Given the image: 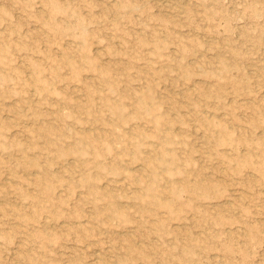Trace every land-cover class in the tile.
I'll use <instances>...</instances> for the list:
<instances>
[{"label": "rangeland", "instance_id": "374dc122", "mask_svg": "<svg viewBox=\"0 0 264 264\" xmlns=\"http://www.w3.org/2000/svg\"><path fill=\"white\" fill-rule=\"evenodd\" d=\"M0 188V264H264V0H0Z\"/></svg>", "mask_w": 264, "mask_h": 264}, {"label": "bare ground", "instance_id": "6f19581e", "mask_svg": "<svg viewBox=\"0 0 264 264\" xmlns=\"http://www.w3.org/2000/svg\"><path fill=\"white\" fill-rule=\"evenodd\" d=\"M54 8H55V6H54ZM114 18V17H113ZM5 49H6V47H5ZM85 56H86V54H85ZM86 62V61H85ZM84 62V63H85ZM71 63V62H70ZM87 63V62H86ZM89 63V62H88ZM91 63V62H90ZM101 70H104V69H101ZM188 71V70H187ZM97 72V71H96ZM257 72V71H256ZM99 73V72H98ZM186 73V72H185ZM102 73H100V75H101ZM103 76V75H102ZM91 77V76H90ZM100 77V76H99ZM101 79V78H100ZM40 80V79H39ZM32 81V80H31ZM110 85V84H109ZM112 85V84H111ZM114 86V85H113ZM109 88V87H108ZM43 89V88H42ZM43 91V90H42ZM131 91V90H130ZM132 92V91H131ZM134 93V92H133ZM121 94H123V93H121ZM123 95H125V94H123ZM130 95V94H129ZM131 95H132V93H131ZM134 96V95H133ZM132 96V97H133ZM136 97V96H135ZM122 99V98H121ZM124 99V98H123ZM127 99V98H126ZM128 99H129V96H128ZM135 99V98H134ZM154 99H157V100H160L159 98H157V97H155L154 95H146L145 97H142V96H140L139 97V95H138V101L140 100V103H143V104H150ZM163 99H165V100H168V98L167 97H164ZM105 100H108V99H105ZM187 100V99H186ZM27 101V100H26ZM109 101V100H108ZM109 103H111L112 104V102H109ZM116 106L118 105V102H116L115 101V103H114ZM83 108V107H82ZM89 110V109H88ZM76 111V110H75ZM89 113V112H88ZM97 113V112H96ZM96 115V114H95ZM144 115V114H143ZM98 116V115H97ZM96 116V117H97ZM115 116V115H114ZM91 117V116H90ZM95 117V116H94ZM124 119V118H123ZM110 121V120H109ZM118 121V120H117ZM105 124V123H104ZM122 124V123H121ZM45 126H47V125H45ZM108 126V125H107ZM49 127V126H48ZM48 127H46V128H48ZM45 128V129H46ZM131 128V127H130ZM49 129H51V128H49ZM57 129V128H56ZM53 130H51V132H52ZM82 131V130H81ZM54 132V131H53ZM154 132H155V130H154ZM45 133V132H44ZM78 133V132H77ZM221 135V134H220ZM77 136V135H76ZM95 136V135H94ZM98 136V135H97ZM135 136V135H134ZM100 137V136H99ZM133 137V136H132ZM101 138V137H100ZM118 138V137H117ZM166 139V138H165ZM208 139V138H207ZM206 140V139H205ZM226 140V139H225ZM77 142H79V140H76ZM212 141V140H211ZM72 144V143H71ZM206 144H207V142H206ZM73 145H75V143L73 144ZM211 145V144H210ZM217 146H218V144H216ZM226 145V144H225ZM87 146V145H86ZM107 146V145H106ZM67 147V146H66ZM71 147V146H70ZM101 147V146H100ZM3 148V147H2ZM62 148V147H61ZM70 149V148H69ZM216 149V148H215ZM118 150V149H117ZM120 150V149H119ZM71 151V150H70ZM103 153V152H102ZM167 153V152H166ZM149 154V153H148ZM24 155V154H23ZM97 155V154H96ZM21 156V155H20ZM24 156H26V154L24 155ZM64 156V155H63ZM140 156V155H139ZM167 156V155H166ZM173 156V155H172ZM22 157V156H21ZM31 158V157H30ZM34 159V158H33ZM137 159V158H136ZM152 159V158H151ZM151 159H149L148 160V157H147V159L146 160H148V161H150ZM179 159V158H178ZM71 160V159H70ZM172 160V159H171ZM29 161V160H28ZM19 162V161H18ZM73 163V162H72ZM75 163H76V161H75ZM149 163H151V162H149ZM156 163V162H155ZM102 164V163H101ZM160 164V163H159ZM115 165V164H114ZM29 166V165H28ZM104 166V165H103ZM140 166V165H139ZM150 166V165H149ZM148 166V167H149ZM106 167V166H105ZM43 168V167H42ZM137 168V167H136ZM141 169H142V167H140ZM150 168L151 167H149V170H150ZM104 169V168H103ZM111 169V168H110ZM139 169V168H138ZM24 170V169H23ZM113 170V169H112ZM136 170V169H135ZM140 170V169H139ZM156 170V169H155ZM25 171V173H26V170H24ZM99 171H101V169L99 170ZM137 171V170H136ZM29 172V171H28ZM27 172V173H28ZM46 172V171H45ZM142 172V171H141ZM26 173V175H28ZM30 173V172H29ZM117 173V172H116ZM37 174V173H36ZM138 174V173H137ZM149 174V173H148ZM254 174V173H253ZM98 175V174H97ZM96 175V176H97ZM139 176H141L140 174H138ZM29 176V175H28ZM34 176V175H33ZM100 175H98V177H99ZM91 177V176H90ZM144 177V176H143ZM30 178H31V176H30ZM79 178H80V176H79ZM97 178V177H96ZM100 179V178H99ZM95 180V179H94ZM96 180H98V179H96ZM140 180V179H139ZM138 180V181H139ZM258 180V179H257ZM9 181H11V180H9ZM13 181V180H12ZM78 181V180H77ZM99 181V180H98ZM39 183V182H38ZM143 183V182H142ZM155 183V182H154ZM211 183V182H210ZM209 183V184H210ZM9 184V183H8ZM79 184H80V182H79ZM89 184V183H88ZM195 184V183H194ZM212 184V183H211ZM148 185V184H147ZM197 185H198V183H197ZM201 185V184H200ZM15 186V185H14ZM33 186V185H32ZM94 186H95V183H94ZM96 186H98L97 184H96ZM210 186H212V185H210ZM6 187H8V186H6ZM10 188H12L11 186H9ZM8 187V188H9ZM16 187V186H15ZM90 187H92V186H90ZM193 187V186H192ZM195 187H197V186H195ZM208 187H209V185H208ZM87 188V187H86ZM182 188V187H181ZM199 188H201V187H199ZM207 188V187H206ZM1 189V188H0ZM4 189V188H3ZM93 189V188H92ZM192 189H194V188H192ZM201 189H203V188H201ZM201 189H200V192H201ZM2 190V189H1ZM12 190V189H11ZM89 190H91V188L89 189ZM173 190V189H172ZM171 190V191H172ZM189 190V189H188ZM191 190V189H190ZM207 190V189H206ZM3 191V190H2ZM4 191H5V189H4ZM9 191V190H8ZM93 191V190H92ZM104 191V190H103ZM196 191V188H195V190H194V192ZM199 191V190H198ZM209 191V190H208ZM24 192V191H23ZM95 192H96V189H95ZM94 192V193H95ZM197 192V191H196ZM97 193V192H96ZM95 193V194H96ZM100 193V192H99ZM108 193V192H107ZM201 193H203V192H201ZM204 193H205V191H204ZM43 194V193H42ZM55 194H56V192H55ZM98 194V193H97ZM207 194V193H206ZM2 195V194H1ZM36 195V194H35ZM203 195V194H202ZM205 195V194H204ZM20 196V195H19ZM172 196V195H171ZM208 196V195H207ZM55 197V196H54ZM57 197V196H56ZM59 197V196H58ZM96 197V196H95ZM6 199V198H5ZM53 199V198H52ZM58 199V198H57ZM50 200V199H49ZM56 200V199H55ZM61 200V199H60ZM111 200V199H110ZM109 200V201H110ZM190 201H191V199H190ZM13 202V201H12ZM36 202V201H35ZM57 202V201H56ZM63 202V201H62ZM14 203V202H13ZM190 203V202H189ZM188 202H187V204H189ZM194 203H196V202H194ZM35 204V203H34ZM53 204V203H52ZM59 204V203H58ZM111 204V203H110ZM113 204V203H112ZM116 204V203H115ZM183 204V203H182ZM108 205V204H107ZM168 205V204H167ZM183 206H185L184 204H183ZM197 206H198V204H197ZM196 206V207H197ZM97 207V206H96ZM108 207H111V206H109L108 205ZM114 207V206H113ZM116 207V206H115ZM195 207V206H194ZM193 207V208H194ZM8 208H9V206H8ZM18 208H19V206H18ZM36 208V207H35ZM38 208V207H37ZM42 208V207H41ZM173 209H174V207H172ZM192 208V210H195V208L193 209ZM7 209V208H6ZM97 209H99V208H97ZM111 209V208H110ZM117 209V208H116ZM172 209V210H173ZM199 209V208H198ZM9 210V209H8ZM7 210V211H8ZM12 210V209H11ZM37 210V209H36ZM113 209H111V211H112ZM170 210V209H169ZM97 212H98V210H96ZM122 211V210H121ZM120 211V212H121ZM117 212H118V209H117ZM116 212V213H117ZM59 213V212H58ZM112 213V212H111ZM113 213H114V210H113ZM119 213V212H118ZM33 214V213H32ZM61 214V213H60ZM24 215V214H23ZM27 215V214H26ZM29 215V214H28ZM100 215H101V213H100ZM103 215V214H102ZM106 215V214H105ZM108 215L109 214H107V217H108ZM119 215V214H118ZM76 216H78V215H76ZM23 217V216H22ZM30 217V216H29ZM36 217V216H35ZM101 217V216H100ZM103 217V216H102ZM106 217V218H107ZM109 217H110V215H109ZM113 217V216H112ZM111 217V218H112ZM105 218V217H104ZM106 218H105V220L104 221H106ZM37 218H35V220H36ZM72 219H73V217H72ZM74 219H75V217H74ZM32 220V219H31ZM77 220V219H76ZM103 220V219H102ZM108 220H109V218H108ZM80 222V221H79ZM21 223V222H20ZM22 223H23V221H22ZM45 225V224H44ZM47 225V224H46ZM45 225V226H46ZM43 226V225H42ZM18 228V227H17ZM45 228V227H44ZM46 229V228H45ZM19 230V229H18ZM47 230V229H46ZM87 230V229H86ZM14 231V230H13ZM48 231V230H47ZM49 232V231H48ZM20 233V232H19ZM44 234V233H43ZM50 234H53V233H50ZM25 237V236H24ZM45 237V236H44ZM52 237H50V239H51ZM41 239V238H40ZM48 241V240H47ZM46 242V241H45ZM44 242V243H45ZM43 243V242H42ZM47 243V242H46ZM98 251V250H97ZM96 252V251H95ZM94 253V252H93ZM99 253V252H98ZM95 254V253H94ZM24 258H26V256L24 257ZM23 260V259H22ZM28 261V260H27ZM96 261V260H95ZM29 262V261H28ZM100 262H102V261H100ZM95 263H97V262H95Z\"/></svg>", "mask_w": 264, "mask_h": 264}]
</instances>
